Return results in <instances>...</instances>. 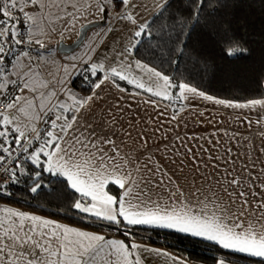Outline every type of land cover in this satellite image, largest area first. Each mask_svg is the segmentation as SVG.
Listing matches in <instances>:
<instances>
[{
  "label": "rangeland",
  "instance_id": "rangeland-1",
  "mask_svg": "<svg viewBox=\"0 0 264 264\" xmlns=\"http://www.w3.org/2000/svg\"><path fill=\"white\" fill-rule=\"evenodd\" d=\"M12 1L15 3L17 0ZM169 1L30 0L26 6L30 30L41 45L36 57L21 58L20 67L15 71V77L23 80L24 87L19 104L21 109L13 113L12 122L17 129H41L48 122L46 113L52 110L54 117L58 115L64 126L61 107L52 106L56 96L59 103L61 99L69 102L71 111L78 109L77 118L70 126L75 129L83 127L82 131L73 133L77 135L81 150L79 155L75 152L73 161L64 166V171L72 186L89 200L79 201L78 208L94 216L114 221L123 218L125 221L127 216L146 222L147 212L138 216L135 209L129 206L128 199L135 196L133 191L144 194L141 202L147 201V206H150L148 195L168 190L166 186H155V179L148 177L146 170L137 175L140 181L134 189L132 186L136 179H128L137 172L141 163L145 162V167L150 168L153 157L169 151L161 143L171 140L169 136L177 135V131L162 130L174 121L166 114V107H172L174 117L179 115L180 110L184 112L183 120L175 123L197 121L199 114L204 115L201 122L219 123L217 120L220 119L215 120V115H210L208 105L215 102L219 107L222 105L220 108H226L230 104L227 101L218 104V100L211 95L187 84L177 89L169 74L135 55L144 29ZM97 21L101 23L89 28L84 41L74 50L59 49L61 41L73 42L80 36L85 24ZM87 66L103 70L106 76V83L92 97H83L78 89L74 94L72 90L75 88L73 78ZM110 90L139 93L145 99L120 96L108 92ZM260 105L259 110L264 115V101ZM215 114L228 116L224 112ZM226 120L229 122V119ZM98 126L105 131L100 132L102 139L96 132ZM126 126L133 127L134 132L116 130ZM235 137L247 141L254 139L263 144L264 125L248 126L244 132L237 131ZM262 144H258L260 148L244 150L248 155H263L260 153ZM60 150L59 147L54 148L47 162L48 168L54 172ZM209 151L208 148L199 149L200 154ZM207 157H202L195 166L199 168L204 163L214 162L204 160ZM129 159L133 163L128 164ZM77 160L82 164H75ZM205 172L209 171L206 169ZM110 183L120 186V194L125 200L124 211L116 207V189L111 190ZM207 187L208 183L204 188ZM211 198L212 193L204 190L184 205H201L208 209ZM172 208H164L161 215L170 216L177 207ZM184 219H187L185 226L192 229L193 221L181 213L167 220L166 225L181 229L178 223ZM70 223L40 211L9 204L0 198V264H18L21 259L24 264H147L143 262L147 248L127 245L125 238L130 237L109 238L103 230L97 229L102 233L98 234L84 230L83 225Z\"/></svg>",
  "mask_w": 264,
  "mask_h": 264
},
{
  "label": "trees",
  "instance_id": "trees-1",
  "mask_svg": "<svg viewBox=\"0 0 264 264\" xmlns=\"http://www.w3.org/2000/svg\"><path fill=\"white\" fill-rule=\"evenodd\" d=\"M29 1L15 3L28 6ZM15 3L0 0V12L13 16ZM135 55L169 74L177 89L187 84L211 95L218 104L229 102L232 114L226 117L215 114L219 106L213 100L208 105L210 115L220 119L215 124L227 126L228 131L219 134L237 136V131L244 132L248 126L264 125V116L248 115L264 99V0H170L144 29ZM105 80L103 70L87 66L75 75L72 84L83 93H91ZM197 117L191 123L214 124L201 122L204 115ZM58 119L53 114V128L36 139L33 153L23 163L24 170L0 189L1 199L75 224L164 246L203 264H214L222 258L264 264V257L188 232L130 223L124 218L108 220L78 208L79 201L88 198L72 186L65 172L57 166L54 172L47 166L62 133ZM109 186L120 196V186Z\"/></svg>",
  "mask_w": 264,
  "mask_h": 264
},
{
  "label": "crops",
  "instance_id": "crops-1",
  "mask_svg": "<svg viewBox=\"0 0 264 264\" xmlns=\"http://www.w3.org/2000/svg\"><path fill=\"white\" fill-rule=\"evenodd\" d=\"M19 67L20 60L16 63L14 70L16 71ZM15 71L14 76H16ZM104 83H106V80L99 84L91 93L79 92L83 97H92L99 92ZM72 90L74 94L78 92L76 88H72ZM120 91L119 93L111 90L108 92H115L120 96L133 98L142 97V100L145 99L144 96L139 93L126 90ZM115 93L104 94L116 96L117 94ZM21 96L15 99L11 104L9 113L6 115L7 121L11 122L13 126L12 115L16 110L21 109L19 106L21 103ZM263 101L264 99L258 104H261ZM61 103H59L57 96L56 100L52 103V106L55 108L61 107L60 111H62V113L60 112V114H62V121L64 123L63 126L59 117L58 120L62 125V133L53 149L56 146L61 149L59 151L60 158L56 163L58 165L56 166L61 171H64V166H68L73 161L75 152L78 155L80 154L81 149L78 148L79 142L77 135L74 136L73 133L78 130L82 131L83 127L75 129L70 126L77 118L78 109L75 108V112L71 111L68 107L70 106L69 102L61 99ZM220 107L216 108L215 111L224 112L229 116L232 114L228 107ZM260 108L261 105L251 108L250 111H253H249L250 113H248V115L252 116L256 113L258 117L264 116L262 115V111L259 110ZM165 111L172 121L178 122L183 120L184 112L181 113V110L176 117L173 116L174 114L171 108L166 107ZM174 121L171 125L166 126L164 129L162 128V130L165 131H169L170 129L177 131V135L169 136L171 140H165L161 143L163 147L169 149V151L159 157H153V160L150 161V168L145 167V162L141 163L137 172L131 174L128 178L130 180L136 179L132 186V189H134L140 181L139 177L136 178L137 175L143 174L141 170H146L148 172L147 175H149L148 177L155 179L153 183L155 186H166L168 190L161 194L156 192L153 196L148 195L147 200L150 202V206H147V201L141 202L144 194L133 191L135 196L134 198L128 199L129 206L135 209V213L138 216L147 212V221H135L127 216L125 218L126 221L138 224L147 223V225L157 227H167V220L171 218L174 219L176 214L181 213L183 217L192 220L194 226L192 229L190 226L186 227L185 224L187 219H184L178 223V226L182 228H176L177 230L204 237L252 255L264 257V142L262 144L258 143V141H254V139H248V141L239 139L235 137L234 134H219L221 131H228L225 129L227 128L226 125L223 126L215 123L181 124L175 123ZM221 128H223V130ZM34 129L27 130L26 128H18L21 133L30 132ZM96 130H98L96 132L102 139L100 132L102 131L105 133V131L99 126ZM116 130L134 132L133 127L130 126L118 127ZM258 144H262L260 153L263 155H248L247 151L244 150L245 148H260L261 146ZM203 148H208L210 151L200 154L199 149ZM227 151H229V157H227ZM221 153H224V156H220ZM55 154L58 158L57 153ZM204 156H209L204 160H212L214 162L211 164L204 163L201 167L197 168L195 165ZM130 163L133 162L129 159L128 164ZM75 164H82V161L78 162L77 160ZM157 164H159V166ZM206 169L209 171L208 173L205 172ZM207 183L208 187L204 188ZM204 190H209L212 193V198L210 200L211 206L208 209L201 205H184L189 199L195 198ZM116 197V207L123 210L125 207L124 197L121 194L120 196L116 195ZM173 206L177 208L170 216L165 217L161 215L164 208L171 210ZM153 221H155V223H153ZM83 228L84 230L102 234L98 232L100 230L94 228L86 226H83ZM107 235L109 238L114 236L125 238L117 234L107 233ZM125 239L128 241L127 245L129 246L135 244L137 247L142 246L147 248V255L143 254V262L147 264H203L192 261L164 246L135 240L133 237ZM24 263L25 262L21 259L18 264ZM214 264L244 263L222 258Z\"/></svg>",
  "mask_w": 264,
  "mask_h": 264
},
{
  "label": "built area",
  "instance_id": "built-area-1",
  "mask_svg": "<svg viewBox=\"0 0 264 264\" xmlns=\"http://www.w3.org/2000/svg\"><path fill=\"white\" fill-rule=\"evenodd\" d=\"M27 13L28 7L20 4L12 8L11 17L0 12V189L24 170L36 139L54 126L52 110L46 113L48 122L41 129L26 133L6 119L11 104L23 94L24 82L14 76L15 65L23 57L35 58L41 45L32 35Z\"/></svg>",
  "mask_w": 264,
  "mask_h": 264
},
{
  "label": "water",
  "instance_id": "water-1",
  "mask_svg": "<svg viewBox=\"0 0 264 264\" xmlns=\"http://www.w3.org/2000/svg\"><path fill=\"white\" fill-rule=\"evenodd\" d=\"M100 23H101V21L91 22V23L85 24L82 27L80 36L76 40H74L73 42H70V43H67L65 41H61L60 45H59V49L61 51H72V50H74L77 46H79L84 41L89 28H91L94 25L100 24Z\"/></svg>",
  "mask_w": 264,
  "mask_h": 264
}]
</instances>
